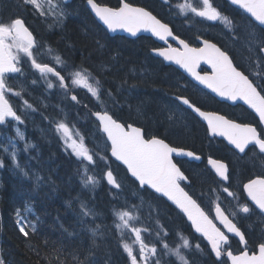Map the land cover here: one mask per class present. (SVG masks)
I'll return each mask as SVG.
<instances>
[{
  "label": "trees",
  "instance_id": "trees-1",
  "mask_svg": "<svg viewBox=\"0 0 264 264\" xmlns=\"http://www.w3.org/2000/svg\"><path fill=\"white\" fill-rule=\"evenodd\" d=\"M141 4L165 14L166 7L158 0H143ZM77 5L73 12L77 17L70 19L59 31L47 34L42 31L41 34L63 50L72 65L90 71L98 70L99 107L110 109L125 123L140 124L147 136L163 137L178 145L186 144L201 154L213 148L208 144L203 125L190 114H186L182 120L178 113H183V109L171 97V94L192 92L195 98L206 101L203 92L195 89L175 68L153 57L149 53L151 42L148 38L130 40L112 37L96 23L80 1ZM237 17L241 18H237L241 26L238 29L241 41L237 45L239 61L253 64L255 58H259V73H264V62L260 59L259 50V43L264 40V30L245 16ZM162 18L166 20V17ZM168 19L174 21L171 15ZM170 24L177 34L187 39L193 37L192 30H186L182 23ZM247 51L250 56L246 55ZM89 74L91 76L92 73ZM9 98L12 99L10 95ZM74 115L80 116L82 121L85 119L83 111ZM176 122L188 125L190 130L185 133L186 138L175 135L172 126ZM44 148L48 149L43 154L38 170L43 171L47 182L37 184L38 170L34 169L33 161L27 163V167L32 168V179L28 183L19 172L17 177L3 172L0 187V246L5 264H107L109 260L113 261L111 264H119L121 250L114 239L116 229L112 222L113 209L119 203L113 189L105 181L82 185L78 180L81 166L76 164L70 154L59 147ZM221 148L222 153L227 150L224 144ZM99 159V172L113 168L119 173L123 169L110 159L107 152L99 153ZM236 165H232L235 180L241 181L253 175L250 166H245L244 162ZM192 168L194 175H202V179H199L202 183H197L196 187L207 188L208 183L213 182V175L202 165H193ZM124 180L136 185L129 177H124ZM146 198L148 204L154 206L152 215L159 221L152 223L154 232L163 225L171 233L177 230L185 233L188 225L175 208L152 193ZM84 204L96 209L99 215L97 219L85 217ZM19 219L25 222L26 231L29 232L27 237L19 231ZM33 225L36 229L34 232ZM95 228H100V231L92 238L90 231ZM204 262L222 264L216 262L209 253L204 257Z\"/></svg>",
  "mask_w": 264,
  "mask_h": 264
},
{
  "label": "snow or ice",
  "instance_id": "snow-or-ice-1",
  "mask_svg": "<svg viewBox=\"0 0 264 264\" xmlns=\"http://www.w3.org/2000/svg\"><path fill=\"white\" fill-rule=\"evenodd\" d=\"M167 2V0H166ZM235 5H239L255 18L260 25H264V0H231ZM25 4L33 5L35 8L41 9L37 0H24ZM88 4L95 11L96 15L107 27L113 31L116 29H125L133 36L139 31H151L161 40H167L172 36L171 29L168 25L161 23L151 12L146 11L144 8L133 7L129 3H122L118 8H111L101 6L95 0H88ZM200 7H193L191 3L185 0L184 4L178 5L181 12L190 11L197 16L205 17L212 21H221L226 26H231L232 22L228 17L223 16L220 11L215 8L211 0H200ZM173 39H179L173 37ZM11 41V43H9ZM179 43L183 45L184 50L180 51L177 48L159 49L158 54L166 60L175 61L176 64L186 69L197 81L211 89L212 92L217 93L219 96L227 97L229 100H243L252 109H254L264 121V87L259 90L253 84L244 72L239 71L235 67L227 55L222 52L215 44L204 41V47L192 48L189 47L184 40ZM36 47L35 37L25 26L23 19L15 18L9 23L0 22V125L8 122V118L12 120L21 121V117L13 109L12 104L7 98L8 93H13V89L7 85L8 74L20 73L21 68L18 66L20 63V56L27 57L31 66L40 72L41 75L47 76L52 74L55 76L61 87L67 88L64 76L56 69L48 64L38 63L33 55L32 49ZM259 50L264 52V40L259 43ZM201 60H206L212 67V75H201L196 71ZM57 63H61L59 57H56ZM258 75V74H256ZM35 83V81H33ZM71 83L87 89L97 100H100V90L89 83L88 75L84 70L77 71L71 76ZM99 84V81L96 82ZM48 87H53L49 82ZM19 96V92L13 93ZM73 101L77 100L75 95L71 96ZM182 105H186L188 110L198 114L207 121L208 128L213 135L227 137L231 144L244 153L248 146H258L259 152L264 153V138L260 133H257L254 127L249 125H241L226 119L224 116L217 115L213 112L202 111L186 97H176ZM27 107H31L27 101H24ZM104 133L107 134V139L111 141V154L118 160L122 161L130 171L131 176L139 181L140 186L147 185L154 189L156 193L167 197L172 201L184 214L188 220L191 221L196 232L202 234L210 243L212 250L215 252L217 258L226 255L230 258L232 264H264V243H261L258 248V254H249L247 250L242 251L239 255H233L232 251L228 249L229 237L220 228L216 227L212 219L200 207L197 202L180 186L181 181H187V177L173 161V155L178 157H192L199 159L198 156L192 151H185L184 149L176 148L165 143L163 139L156 137L145 138L142 128L134 127L131 124L119 123L107 111L94 113ZM56 130L61 131L64 135V142L67 148L71 149V153L81 160H86L89 163H95L93 154H91L87 146L83 142V137L79 139L73 138L71 130L68 125L60 122L56 125ZM17 135L23 139V133L19 128L16 129ZM7 151V149H5ZM13 161H15V152L11 153ZM210 163L216 169V172L224 180L228 179L227 166L215 160ZM18 166V165H17ZM0 167H3V161L0 160ZM86 171V169H85ZM27 175V173H25ZM108 182L116 188L120 187L111 171L106 173ZM92 177H88L86 183H94ZM248 197L254 202V205L264 213V178H257L251 180L248 184L244 185ZM228 196L235 197V193L229 191L227 187L223 189ZM243 213H249L250 209L245 204L240 206ZM215 219H218L228 233H234L244 241V233L225 215L220 204L217 202L215 205ZM85 215L88 213L85 212ZM19 215V213H17ZM120 224L118 228H129V220L135 219L132 213L122 211L117 213ZM233 215H235L233 213ZM19 224L20 221L18 220ZM35 226H32L34 232ZM19 231L27 237L29 232L25 230V226L21 225ZM130 231L135 234V241L139 243V252L134 254L131 245L124 243L123 247L130 257L131 264H141L138 262L137 255L144 257L142 264H147V256L156 254V247L149 246L144 243L141 237V229L137 227H130ZM147 231V229H144ZM167 235V233H164ZM183 247L189 246V241L181 237ZM246 243V242H245ZM164 248H168L167 243L163 244ZM199 248V245H196ZM177 257L184 261V257L180 255L179 249H175ZM0 264H5L3 259H0ZM156 264H159L157 261ZM184 264H187L184 261Z\"/></svg>",
  "mask_w": 264,
  "mask_h": 264
},
{
  "label": "rangeland",
  "instance_id": "rangeland-1",
  "mask_svg": "<svg viewBox=\"0 0 264 264\" xmlns=\"http://www.w3.org/2000/svg\"><path fill=\"white\" fill-rule=\"evenodd\" d=\"M186 123H187V121H186ZM179 126H181V128H178ZM184 126H186V125H184L183 123L182 124L179 123V122L173 123L172 128H173V130H175L174 132H175L176 136H180V137L186 138L185 137L186 136L185 133L188 132L190 129H189V127H187L188 125L186 127H184ZM71 134H72V130H71ZM98 146H100L102 149L105 150L108 147V144H107V142L102 141V142L98 143ZM244 165L245 166H249V164H247V163H244ZM90 177L93 178V176H90ZM119 183L121 184L122 182L119 181ZM123 205H124V207H121L120 209H118L117 213L122 212V211H128V212L132 213V215H133V217H135V219L129 220L130 227H137V228H140L142 231H144V229H147L149 227V224H148L147 220H139L137 218V215H136V212H135V208L133 206H131L128 203L127 204H123ZM120 223H121V221L118 218L117 224H120ZM130 227L129 228H118L119 231H120V241L121 242L127 243L130 234L133 236V233L130 231ZM142 231H141V237H142L143 241H145L144 238H143L145 236V234ZM144 243L146 244V242H144ZM132 244H133V246L134 245H139V243L136 242V241H132ZM149 246H151V245H149ZM156 249H157V251H156V254L154 256L153 255H149L147 253V250L145 251V253L147 255V259L150 260L151 258H157V261L159 262V264H166V261L169 260V257L171 256V254L166 252L164 248H163V250L160 247H158Z\"/></svg>",
  "mask_w": 264,
  "mask_h": 264
},
{
  "label": "flooded vegetation",
  "instance_id": "flooded-vegetation-1",
  "mask_svg": "<svg viewBox=\"0 0 264 264\" xmlns=\"http://www.w3.org/2000/svg\"><path fill=\"white\" fill-rule=\"evenodd\" d=\"M251 115H252V114H251ZM252 116H253V121H251V120H244V121H246V122H251V123L255 124L256 126H258L259 129H263L262 126L260 125L259 120H258L254 115H252ZM206 135H207V134H206ZM207 138H208V136H207ZM208 142H209V139H208ZM210 144H211V143H210Z\"/></svg>",
  "mask_w": 264,
  "mask_h": 264
},
{
  "label": "water",
  "instance_id": "water-1",
  "mask_svg": "<svg viewBox=\"0 0 264 264\" xmlns=\"http://www.w3.org/2000/svg\"><path fill=\"white\" fill-rule=\"evenodd\" d=\"M230 2H231V0H229ZM239 6V5H238ZM240 7V6H239ZM243 9V8H242ZM246 11V10H245ZM247 12V11H246ZM248 13V12H247ZM250 14V13H249ZM251 15V14H250ZM264 26V25H263ZM149 32H151V31H149ZM190 75H191V73H189ZM201 118H203V117H201ZM204 119V118H203ZM206 121V120H205ZM228 140V139H227ZM228 142L230 143V141L228 140ZM231 144V143H230ZM231 145H233V144H231ZM111 153V152H110ZM112 155V154H111ZM114 157V156H113ZM116 160H118L116 157H114ZM118 161H120V160H118ZM122 164H123V162L122 161H120ZM125 165V164H124ZM126 166V165H125ZM127 167V166H126ZM131 174V173H130ZM190 221V220H189ZM191 222V221H190ZM201 234V233H200Z\"/></svg>",
  "mask_w": 264,
  "mask_h": 264
},
{
  "label": "bare ground",
  "instance_id": "bare-ground-1",
  "mask_svg": "<svg viewBox=\"0 0 264 264\" xmlns=\"http://www.w3.org/2000/svg\"><path fill=\"white\" fill-rule=\"evenodd\" d=\"M145 62H146V61H145ZM166 99H167V98H166ZM52 217H53V216H52ZM162 226H163V225H161V226H160V229H161V228H163ZM151 233H154V231L152 230V232H151Z\"/></svg>",
  "mask_w": 264,
  "mask_h": 264
}]
</instances>
